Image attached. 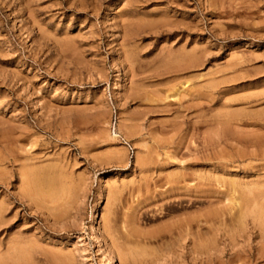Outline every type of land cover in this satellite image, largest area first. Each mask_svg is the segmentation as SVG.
<instances>
[{
    "label": "rangeland",
    "instance_id": "374dc122",
    "mask_svg": "<svg viewBox=\"0 0 264 264\" xmlns=\"http://www.w3.org/2000/svg\"><path fill=\"white\" fill-rule=\"evenodd\" d=\"M263 205L264 0H0V264H264Z\"/></svg>",
    "mask_w": 264,
    "mask_h": 264
},
{
    "label": "bare ground",
    "instance_id": "6f19581e",
    "mask_svg": "<svg viewBox=\"0 0 264 264\" xmlns=\"http://www.w3.org/2000/svg\"><path fill=\"white\" fill-rule=\"evenodd\" d=\"M166 32H167V31H166ZM188 55H191V54L189 53ZM186 57H188V56H186ZM183 60H184V58H183ZM185 60H186V59H185ZM199 63H200V62H198V65H199ZM194 64H195V62H193V61H188L187 66H191V67H193ZM200 64H201V63H200ZM161 74H162V73H161ZM197 86H198V85H197ZM228 119H229V118H228ZM228 119H227V122H228ZM236 120H237V119H236ZM227 122H226V123H227ZM229 122H230V121H229ZM229 122H228V123H229ZM235 122H236V121H235ZM235 124H237V123H234V125H235ZM236 127H237V126H236ZM217 136H218V135H217ZM237 136H238V135H237ZM233 137H234V136H233ZM245 138H246V137H245ZM245 138H244V140H242L243 138H241V141H242V142H241V141L238 140V139H240V138H239V137L236 138V136H235V140L238 141V142H240V143H243V144H246V145H247V144H249V145H254V140H252L253 138H251V140H246L247 138H246V139H245ZM219 139H220V138H219ZM249 139H250V138H249ZM249 155H250V154H249ZM250 156H251V155H250ZM226 161H227V160H226ZM232 161H233V160H232ZM218 162H219V161H218ZM214 163H215V162H214ZM223 163H224V162H223ZM225 163H226V162H225ZM225 163H224V164H225ZM228 163H229V162H228ZM228 163H227V164H228ZM232 163H233V162H232ZM222 165H223L222 163H218V164H216V166H222ZM218 168H219V167H218ZM225 169H226V168H225ZM227 170H228V169H227ZM220 172H221V171H220ZM230 172H231V171H230ZM223 173H224V172H223ZM223 173H222V174H223ZM203 174H204V173H203ZM210 174H211V173H210ZM214 174H216V173H214ZM214 174H213L212 176H214ZM225 174H226V171H225ZM230 174H231V173H230ZM191 175H192V174H191ZM201 175H202V174H201ZM206 175H207V174H206ZM226 175H227V174H226ZM231 175H232V174H231ZM199 176H200V174H199ZM215 176H216V175H215ZM197 177H198V175H197ZM200 177L202 178V177H204V176H200ZM210 177H211V175H209L208 178H210ZM218 177H219V178H220V177L222 178L223 176H218ZM218 177H216V178H218ZM198 178H199V177H198ZM205 178H206V176H205ZM213 178H214V180L216 181L215 177H213ZM219 178H218V180H219ZM221 178H220V179H221ZM234 179H235V178H234ZM222 180H223V178H222ZM224 180H225V179H224ZM226 180H227V176H226ZM235 181H236V180H233V178H232V179H231L230 181H228V182H229V184H231V185L234 186V184H236ZM173 182H174V181H173ZM209 182H210V181H209ZM237 182H238V180H237ZM225 183H226V182H225ZM236 185H237V184H236ZM238 185H239V184H238ZM238 185H237L236 188H238ZM223 186H224V185H223ZM233 186H231V187H233ZM236 188H234V189H236ZM195 191H196V190H195ZM233 191H235V190H233ZM102 193H103V192H102ZM250 193H251V192H250ZM100 194H101V193L99 192L98 196H99ZM201 196H202V195H201ZM100 197H101V196H100ZM246 198H247V197H246ZM98 201H99V199H98ZM257 203H258V202H257ZM238 204H239V203H238ZM256 205H257V204H256ZM261 205H262V204H261ZM101 206H102V205H101ZM249 206H250V205H249ZM263 206H264V205H263ZM263 206L260 207V210H261V211H262V209H263ZM250 208H251V207H250ZM250 208H249V209H250ZM253 208H254V207H253ZM247 209H248V208H247ZM247 209H246V210H247ZM256 209H257V206H256ZM258 209H259V208H258ZM258 209H257V210H258ZM251 210H252V209H251ZM251 210H250V213H251V212L253 213V210H252V211H251ZM95 211H96V210H95ZM238 211H239V210H238ZM243 211H244V210H243ZM258 211H259V210H258ZM261 211H259V212H261ZM245 212H246V211H245ZM256 213H257V212H256ZM262 213H263V212H262ZM248 214H249V213H248ZM259 214H260V213H259ZM259 214H258V215H259ZM239 215H240V214H239ZM250 215H251V214H250ZM206 216H207V215H206ZM242 216H243V214H242ZM256 216H257V215H256ZM262 216H263V215H262ZM252 217H253V216H252ZM263 217H264V216H263ZM93 219H94V218H93ZM196 219H198V218H196ZM201 219H202V218H201ZM258 219H259V217H258ZM239 220H240V219H239ZM242 220H243V219H242ZM254 220H255V218H254ZM97 221H98V220H97ZM195 221H196V220H195ZM203 221H204V220H203ZM192 222H193V221H192ZM192 222H191V221H190V222L187 221L186 223H192ZM197 222H199V221H197ZM201 222H202V220H201ZM92 223H93V222H92ZM96 223H97V222H96ZM234 223H235V222H234ZM186 225H187V224H186ZM189 225H190V224H189ZM189 225H188V226H189ZM182 226H183V225H182ZM190 226H191V225H190ZM190 226L187 227V228H190ZM204 226H205V225H204ZM192 227H193V226H192ZM183 228H185V226H184ZM225 229H226V228H225ZM182 230H183V229H182ZM169 231H170V230H169ZM180 234H181V233H180ZM185 234H186V233H185ZM194 234H195V233H194ZM194 234H192V236H193ZM95 235H96V234H95ZM97 235H98V234H97ZM99 235H100V234H99ZM195 236H196V235H195ZM199 236L201 237V235H199ZM95 237H96V236H95ZM196 237L198 238V235H197ZM93 238H94V237H93ZM98 238H99V237H98ZM182 238H183V237H182ZM184 238H185V237H184ZM197 238H196V239H197ZM194 239H195V238H194ZM198 239H199V238H198ZM98 240H99V239H98ZM188 240H189V239H188ZM190 240H191V239H190ZM192 241H193V240H192ZM195 241H196V240H195ZM95 242H96V241H95ZM175 242H176V241H175ZM198 242H200V241H198ZM191 243H192V242H191ZM203 243H204V242H203ZM194 244H196V243L194 242ZM199 244H200V243H198V245L196 244V247L198 246V248H199ZM191 246H192V245H191ZM200 246H201V245H200ZM104 247H105V246H104ZM193 251H194V250H193ZM110 254H111V253H110ZM109 257H110V256H109ZM113 261H114V260H113V257H110V258H109V263H110V264H113ZM115 264H116V263H115Z\"/></svg>",
    "mask_w": 264,
    "mask_h": 264
}]
</instances>
